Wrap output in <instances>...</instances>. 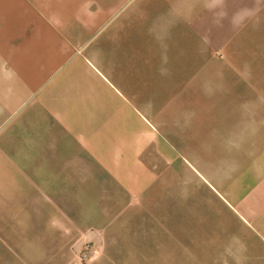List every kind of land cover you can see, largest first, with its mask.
Instances as JSON below:
<instances>
[{
    "label": "crops",
    "instance_id": "crops-1",
    "mask_svg": "<svg viewBox=\"0 0 264 264\" xmlns=\"http://www.w3.org/2000/svg\"><path fill=\"white\" fill-rule=\"evenodd\" d=\"M208 14L230 36L211 40ZM249 14L263 26L264 0H0V264L28 239L99 237L187 160L215 219L264 246L260 55L215 57Z\"/></svg>",
    "mask_w": 264,
    "mask_h": 264
},
{
    "label": "rangeland",
    "instance_id": "rangeland-1",
    "mask_svg": "<svg viewBox=\"0 0 264 264\" xmlns=\"http://www.w3.org/2000/svg\"><path fill=\"white\" fill-rule=\"evenodd\" d=\"M214 16L201 17L202 26L208 22L211 27V40L230 36L228 28L217 25ZM247 16L249 21L241 22L247 28L233 32L240 45L231 51L218 46L215 51L220 72L224 65L227 69L232 65L226 52L241 51L260 55L250 68L254 73L264 72V24L259 27L257 15ZM257 81L264 85V77ZM253 83L248 82V86L257 85ZM192 166L187 160L183 179L166 181L162 190L156 189L121 214L111 211L112 217L119 219L105 222L101 231H93L99 237L79 248L73 247L75 237H57L55 243L42 238V252L37 253L33 239H28L25 252L10 254L8 264H264L263 244L243 231L239 215L232 212L227 221L215 219L218 214L225 219L224 208Z\"/></svg>",
    "mask_w": 264,
    "mask_h": 264
}]
</instances>
